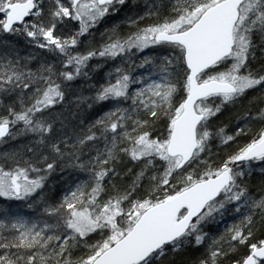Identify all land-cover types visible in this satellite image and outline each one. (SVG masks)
I'll list each match as a JSON object with an SVG mask.
<instances>
[{
  "label": "snow or ice",
  "instance_id": "obj_1",
  "mask_svg": "<svg viewBox=\"0 0 264 264\" xmlns=\"http://www.w3.org/2000/svg\"><path fill=\"white\" fill-rule=\"evenodd\" d=\"M10 142L0 264H264V0H0Z\"/></svg>",
  "mask_w": 264,
  "mask_h": 264
},
{
  "label": "trees",
  "instance_id": "obj_2",
  "mask_svg": "<svg viewBox=\"0 0 264 264\" xmlns=\"http://www.w3.org/2000/svg\"><path fill=\"white\" fill-rule=\"evenodd\" d=\"M129 2H131V0H129ZM122 17H117V20L121 19ZM111 26V21H109L107 24H101L98 26L97 32H96V43L98 44L100 42V33L104 31L105 27H110ZM22 42H21V47H22ZM93 63H96V61H93ZM106 70V69H105ZM103 72L100 73V75H102ZM85 94H88L87 92H85ZM70 99H74L73 97H70ZM221 119L225 122L228 123V119L227 116L225 117H221ZM232 123H235V121H232ZM14 142H10L9 144H0V152H3L5 150H8L11 147V144ZM231 150V149H229ZM64 176H68L69 180H71L73 178V175H69L67 172L63 174ZM52 181L55 182H59L58 183V187L63 185V181L61 180L60 175L54 176L52 178ZM5 203L2 199H0V204ZM12 204H17L19 202H11ZM225 222H231V217H228L227 220ZM220 228H223V222L221 223V225L219 226ZM209 231H215L216 230V226H210V228L208 229Z\"/></svg>",
  "mask_w": 264,
  "mask_h": 264
}]
</instances>
